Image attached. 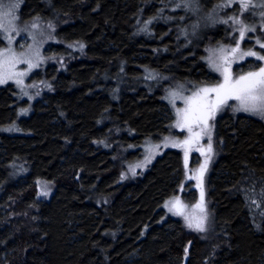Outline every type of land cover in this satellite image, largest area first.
I'll return each mask as SVG.
<instances>
[{"label":"trees","instance_id":"obj_1","mask_svg":"<svg viewBox=\"0 0 264 264\" xmlns=\"http://www.w3.org/2000/svg\"><path fill=\"white\" fill-rule=\"evenodd\" d=\"M161 1L23 0V18L59 17L62 39L84 50L53 77L54 93L20 120L24 134H0V264H264V219L259 228L251 206L257 189L264 192V119L224 114L216 122L209 244L163 207L178 193L179 152L165 151L141 177L121 183L131 152L121 159L117 145L104 144L164 133V104L138 84L144 68L190 82L206 75L199 50L180 48L172 26L152 23ZM140 22L152 36L137 35ZM13 94L10 85L0 88V126L14 118ZM14 161L28 173L5 183ZM38 180L53 188L48 202L35 200Z\"/></svg>","mask_w":264,"mask_h":264},{"label":"rangeland","instance_id":"obj_2","mask_svg":"<svg viewBox=\"0 0 264 264\" xmlns=\"http://www.w3.org/2000/svg\"><path fill=\"white\" fill-rule=\"evenodd\" d=\"M160 3L161 8L156 9L159 13L152 23L172 26L175 41H183L180 48L199 50L206 75L190 82L144 68L138 84L148 94L157 92L160 102L164 104L168 117L164 133L160 138L144 140L141 144L125 146L121 140L104 144L110 148L117 145L121 159L131 152L129 160L122 162L119 174L121 183L141 177L165 151L179 152L182 178L177 187L178 193L165 200L163 207L167 215L180 220L189 231L199 232L200 240L209 244V240L216 239L212 204L208 198L209 175L220 154L221 143L215 134L216 122L224 114L232 118L245 116L263 120L264 109L244 110L239 100L228 99L218 105L214 115L204 122L194 119L185 122L184 116L199 105L216 102L215 92L204 93L202 89H214L224 84L225 70L230 81H235L240 76L258 73L264 68V59L258 58L264 57V47L260 46L264 44V7H261L264 0H163ZM245 3L249 7L244 8ZM22 7L23 0H0V88L10 85L15 99L13 120L0 126V134L7 136L24 134L20 120L27 119L33 113L35 104L44 96L54 93L53 77L64 71L67 64L80 57L84 50L81 43L62 39L59 29L65 23L59 17L49 21L39 16L23 18ZM149 27V23L140 22L137 35L147 38L151 31L152 36ZM219 29L221 32L217 37L215 32ZM241 31L244 32L243 38ZM233 49L237 50L233 52ZM248 52H255L256 55H245ZM47 69L55 71L54 74L47 76ZM124 78L123 75L117 78L116 94L123 89L121 81ZM203 111L208 116V108ZM28 170L29 166L21 161L10 163L5 183L17 181L27 175ZM35 186V200L48 202L52 186L40 180L35 182ZM187 190L193 192L189 197L185 195ZM254 196L261 203L264 202L261 187ZM256 197L251 199V206L254 220H258L260 228L264 212L260 210L261 203L255 201ZM176 201H179V215L173 207ZM201 203L203 211L198 207ZM201 218L203 231L196 228ZM189 223L192 227H189Z\"/></svg>","mask_w":264,"mask_h":264},{"label":"snow or ice","instance_id":"obj_3","mask_svg":"<svg viewBox=\"0 0 264 264\" xmlns=\"http://www.w3.org/2000/svg\"><path fill=\"white\" fill-rule=\"evenodd\" d=\"M244 8L249 7L247 3L243 5ZM264 7V4L261 5ZM244 32L241 31V37L243 38ZM264 47V44L260 45ZM237 49H233L235 52ZM245 55H256L255 52H248ZM259 59H264V57H258ZM225 83L219 85L214 89H202V92L216 93V102L208 105H199L194 109L189 110L185 113L184 121L188 122L190 119L204 122L206 119L214 115V112L218 105L225 103L228 99H236L241 102V106L244 110H257L264 109V68H261L258 73H249L246 76H240L235 81H230V77L225 70ZM2 82V81H0ZM204 108H208V116L204 115ZM210 150V149H209ZM201 197L203 198V192H201ZM177 209L176 214H181L179 211V201L173 205ZM203 211V204L198 205ZM189 227H192V224L189 223ZM197 230L203 231V219L196 223Z\"/></svg>","mask_w":264,"mask_h":264}]
</instances>
